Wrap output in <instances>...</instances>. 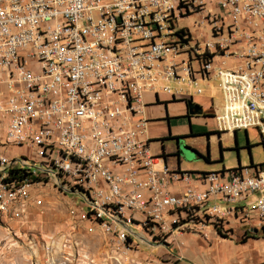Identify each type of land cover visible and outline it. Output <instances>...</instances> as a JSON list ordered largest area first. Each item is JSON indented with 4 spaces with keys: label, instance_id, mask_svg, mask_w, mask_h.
Returning <instances> with one entry per match:
<instances>
[{
    "label": "built area",
    "instance_id": "2783aa9c",
    "mask_svg": "<svg viewBox=\"0 0 264 264\" xmlns=\"http://www.w3.org/2000/svg\"><path fill=\"white\" fill-rule=\"evenodd\" d=\"M212 81L218 131L264 138V0H0V237L47 186L128 250L264 228L263 164L173 170L149 146L144 96L191 101Z\"/></svg>",
    "mask_w": 264,
    "mask_h": 264
},
{
    "label": "rangeland",
    "instance_id": "374dc122",
    "mask_svg": "<svg viewBox=\"0 0 264 264\" xmlns=\"http://www.w3.org/2000/svg\"><path fill=\"white\" fill-rule=\"evenodd\" d=\"M193 19L183 20L182 24L188 25ZM210 88L207 97L217 106L223 102L220 83L212 81ZM183 121L179 118L171 123L180 126ZM172 130L177 131L174 127ZM164 132L163 127L161 136ZM192 132L194 136L190 132L189 137L180 140L184 153L179 156L181 162L201 161L197 154L206 156L209 151L215 161L205 165L209 171L264 164V138L257 128L239 130L232 139H213L209 134H218L214 119L201 118L193 121ZM165 143L174 154L170 159L178 161L177 140ZM154 147L160 148V140L153 142ZM221 158L223 162H218ZM38 195L43 205L32 207L26 223L12 222L11 232L4 231L0 237V264H264V228L243 232L239 223L230 220L224 228H209L208 237L192 230L161 240L144 234L139 245L128 250L116 246L100 230L89 232L86 224L76 219L80 204L76 196L51 186ZM136 231L140 232L138 228Z\"/></svg>",
    "mask_w": 264,
    "mask_h": 264
},
{
    "label": "crops",
    "instance_id": "0c3cea01",
    "mask_svg": "<svg viewBox=\"0 0 264 264\" xmlns=\"http://www.w3.org/2000/svg\"><path fill=\"white\" fill-rule=\"evenodd\" d=\"M192 23V22H191ZM190 23V24H191ZM210 85L211 82H202V86L204 88V93L202 95H195L191 101L185 99H174L169 95L166 94H152L147 93L144 96V100L146 103V109H145V117L148 119V137H149V146L151 148V151L155 155L163 156L165 159L166 164L173 170H182V171H189V172H211L205 168V165H211L212 163H215L213 159L210 156V152L208 151V154L204 156L203 154H197L198 160L201 161H182L178 157V161L171 160L170 158L174 156L172 152H170V148L167 147L166 141L170 140H184L188 136L187 133H190V136H194L192 132V125L193 121L195 119H201V118H213L217 111L221 110L222 103L218 104L217 106L213 105V100L210 101V99L207 97L208 93L210 92ZM193 102L203 109V113L201 115H192L189 113L188 103ZM183 119V122H180V126L173 125L171 121L173 119ZM188 121V122H187ZM215 122V119H214ZM189 124V127H188ZM216 125V122H215ZM175 130H172L173 127ZM164 127V134L161 136L160 132L161 129ZM217 129V125H216ZM238 131L233 133H221L217 129V133H211L209 136H211L213 139L218 138H225V139H232L234 135L237 134ZM218 135V136H217ZM160 140V148L154 147V150L152 148V144L154 141ZM209 139V137L207 138ZM179 151L176 153L178 156ZM218 162H223V159L219 160ZM234 169V168H232ZM231 169V170H232ZM221 170H228L225 168V166ZM218 170V171H221ZM174 191H179L181 189L180 186L174 187ZM234 223V219L233 222ZM242 231L245 232L248 230L245 226L241 227Z\"/></svg>",
    "mask_w": 264,
    "mask_h": 264
},
{
    "label": "water",
    "instance_id": "95a60500",
    "mask_svg": "<svg viewBox=\"0 0 264 264\" xmlns=\"http://www.w3.org/2000/svg\"><path fill=\"white\" fill-rule=\"evenodd\" d=\"M188 108L190 109V114H192V115H201L203 113L202 107H200L199 105H197L193 102L188 103ZM177 147L179 149V154H178V157H179L180 155L184 154L183 151L180 149V141L179 140H177ZM184 149L187 150L189 148L185 147Z\"/></svg>",
    "mask_w": 264,
    "mask_h": 264
},
{
    "label": "trees",
    "instance_id": "16d2710c",
    "mask_svg": "<svg viewBox=\"0 0 264 264\" xmlns=\"http://www.w3.org/2000/svg\"><path fill=\"white\" fill-rule=\"evenodd\" d=\"M264 165V164H263ZM261 166H262V164H261ZM221 232V231H220ZM221 234H224L223 232H221Z\"/></svg>",
    "mask_w": 264,
    "mask_h": 264
},
{
    "label": "flooded vegetation",
    "instance_id": "af4514ba",
    "mask_svg": "<svg viewBox=\"0 0 264 264\" xmlns=\"http://www.w3.org/2000/svg\"><path fill=\"white\" fill-rule=\"evenodd\" d=\"M189 113H190V109H189Z\"/></svg>",
    "mask_w": 264,
    "mask_h": 264
}]
</instances>
